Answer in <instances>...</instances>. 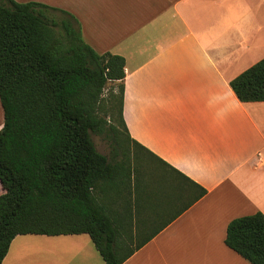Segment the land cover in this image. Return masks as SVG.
I'll list each match as a JSON object with an SVG mask.
<instances>
[{"label": "crops", "instance_id": "1", "mask_svg": "<svg viewBox=\"0 0 264 264\" xmlns=\"http://www.w3.org/2000/svg\"><path fill=\"white\" fill-rule=\"evenodd\" d=\"M16 1L70 12L97 52L123 56L131 138L207 189L122 264H252L225 237L232 219L264 213V101L241 102L230 80L264 57V0ZM153 194L143 237L170 218ZM2 264L106 262L88 233L19 234Z\"/></svg>", "mask_w": 264, "mask_h": 264}, {"label": "trees", "instance_id": "2", "mask_svg": "<svg viewBox=\"0 0 264 264\" xmlns=\"http://www.w3.org/2000/svg\"><path fill=\"white\" fill-rule=\"evenodd\" d=\"M125 74L124 57L97 52L70 12L0 0V264L19 234L79 233L91 236L106 264H122L207 193L131 138L123 117ZM116 81L110 102L118 120L109 123L99 108ZM230 86L241 102L264 101V57ZM94 133L107 140L109 155L98 150ZM145 155L164 170L147 172ZM153 193L170 218L143 237L146 224L136 220ZM225 243L264 264V213L232 219Z\"/></svg>", "mask_w": 264, "mask_h": 264}, {"label": "rangeland", "instance_id": "3", "mask_svg": "<svg viewBox=\"0 0 264 264\" xmlns=\"http://www.w3.org/2000/svg\"><path fill=\"white\" fill-rule=\"evenodd\" d=\"M56 18H60L59 15H55ZM115 85L110 83L107 85L106 89L104 90L103 94H102V98H101V104H100V108H99V112L100 114L105 117L109 123H116L118 120V115H117V110L116 107H111V89H113ZM117 93H119L118 89L116 88ZM4 121V115H3V108L2 106L0 107V122ZM3 125V123H2ZM1 125H0V129H1ZM122 129V128H121ZM93 140L98 148L99 151H101L102 153L109 155V145L107 140H105L102 135H98V134H93L92 135ZM137 148V147H135ZM146 157H144L143 163L146 165V169L149 170L147 172H152V171H156L159 172L162 169V166L160 163H158L155 159L149 157L148 155H145ZM149 173V174H150ZM148 174V175H149ZM147 176V175H146ZM153 180V179H152ZM151 181V180H150Z\"/></svg>", "mask_w": 264, "mask_h": 264}]
</instances>
